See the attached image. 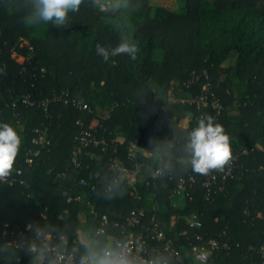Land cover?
Returning <instances> with one entry per match:
<instances>
[{"label": "trees", "instance_id": "obj_1", "mask_svg": "<svg viewBox=\"0 0 264 264\" xmlns=\"http://www.w3.org/2000/svg\"><path fill=\"white\" fill-rule=\"evenodd\" d=\"M102 2L84 0L57 27L23 22L31 0H0V122L23 139L12 176L0 183V241L30 235L31 222L71 236L105 216L109 234L133 231L150 251L161 234L174 254L159 257L170 264H264V0H180L177 10ZM124 37L139 44L135 61L96 55L97 43L111 49ZM201 94L199 108L181 103ZM205 113L229 134L232 151L207 176L180 163L187 132ZM83 135L98 144L81 147L76 167ZM149 138L159 155H150ZM121 177L120 192L105 199ZM133 212L143 216L128 227ZM28 262L23 252L0 251V264Z\"/></svg>", "mask_w": 264, "mask_h": 264}, {"label": "clouds", "instance_id": "obj_2", "mask_svg": "<svg viewBox=\"0 0 264 264\" xmlns=\"http://www.w3.org/2000/svg\"><path fill=\"white\" fill-rule=\"evenodd\" d=\"M84 0H31L32 7L23 17L28 26L53 24L57 27L67 23L69 14L79 11ZM98 7H106L102 0H93ZM140 51L139 44L131 37L122 38L115 47L108 49L97 43L95 53L107 63L112 57L125 55L135 61ZM23 143L22 136L9 122H0V183H7L15 170V162ZM150 155L160 154L161 146L153 145ZM167 151V148L164 149ZM232 159L231 138L224 127L210 114L196 118V126L186 135L183 145L182 167L196 175L207 176L213 171H222ZM171 167V162H168ZM123 178L108 184L105 199H114L120 192ZM26 231L13 241H0V251H7L15 258L23 252L29 257L28 264H141L134 255L128 241L109 234L102 226L88 228L79 226L72 230L71 239L67 227L61 228L48 223L31 222ZM144 264H167L162 257H153Z\"/></svg>", "mask_w": 264, "mask_h": 264}, {"label": "built area", "instance_id": "obj_3", "mask_svg": "<svg viewBox=\"0 0 264 264\" xmlns=\"http://www.w3.org/2000/svg\"><path fill=\"white\" fill-rule=\"evenodd\" d=\"M192 79H193V81H197L198 76L192 75ZM202 90L204 92L210 91L209 84L206 83L203 86ZM205 98L206 97L201 94L200 96L192 97V98L187 99V100L183 99V100H181V103H186L188 105H194L195 104L199 108L205 102ZM23 103L26 105H29V106H32L34 104L29 99V97H24ZM83 107L86 108V106H83ZM212 107L215 109H220V105L217 102H213ZM39 141L42 142L43 141L42 138ZM97 144H98V141L94 138H89L86 135H83L82 137H80L79 145L77 146L76 150L73 153L74 154V164L76 167L79 165L76 159H77V155L79 154V152L81 150V147H86L88 145H97ZM112 167L116 168L117 167L116 163ZM226 174H229V170L226 171ZM182 190H183V181H180L178 186H177V193H180V191H182ZM142 216H143L142 212L131 213L130 216L127 218L126 226L135 227L136 225H138L140 223ZM192 219L193 220H192V223L190 225L191 226H199V222L196 221V217L193 216ZM107 223H108L107 218L105 216H103L100 226L105 228ZM123 228H125V226ZM121 237L125 238L128 241V247H129L130 251L134 255H136L137 257L141 258V264H144V262L150 260L153 257H159V255L162 254L163 252L168 253L169 255L174 254V252L171 250L170 243L168 241L164 242L163 237L159 233L156 235L155 239H156V241L161 243V246H160V248H158L154 251H150L148 248H146V241L143 238V236L142 235H135L133 231H129V230L124 229ZM263 256H264V252H263ZM195 258L200 263H204L207 260V255L204 251L197 250L195 253ZM16 261L19 262L20 257H17ZM167 264H170V263L167 262Z\"/></svg>", "mask_w": 264, "mask_h": 264}, {"label": "rangeland", "instance_id": "obj_4", "mask_svg": "<svg viewBox=\"0 0 264 264\" xmlns=\"http://www.w3.org/2000/svg\"><path fill=\"white\" fill-rule=\"evenodd\" d=\"M143 5H151V6H162L165 7L166 9L170 10H177L180 6V0H141ZM113 7H117V3L112 2ZM109 111V108L105 107H99L98 112L101 115H106L107 112Z\"/></svg>", "mask_w": 264, "mask_h": 264}, {"label": "crops", "instance_id": "obj_5", "mask_svg": "<svg viewBox=\"0 0 264 264\" xmlns=\"http://www.w3.org/2000/svg\"><path fill=\"white\" fill-rule=\"evenodd\" d=\"M140 122H142V123L144 122L143 117H141ZM118 140L121 141V139H119V138H118ZM134 149H135V146H131V153L133 152Z\"/></svg>", "mask_w": 264, "mask_h": 264}]
</instances>
